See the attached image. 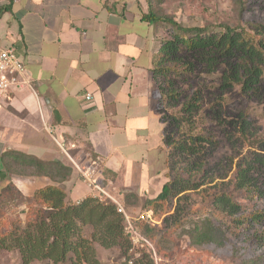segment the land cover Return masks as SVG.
Returning a JSON list of instances; mask_svg holds the SVG:
<instances>
[{"label": "crops", "instance_id": "0c3cea01", "mask_svg": "<svg viewBox=\"0 0 264 264\" xmlns=\"http://www.w3.org/2000/svg\"><path fill=\"white\" fill-rule=\"evenodd\" d=\"M146 10V0H0V46L15 50L31 80L2 103L0 172L7 170L6 145L15 142V151L72 164L63 185L73 200L93 195L78 167L91 166L98 179L103 169L114 174L107 188L159 175L165 125L153 68L161 35L142 18ZM14 120L23 124L24 142L11 141L3 128ZM33 181L21 176L15 184L25 191Z\"/></svg>", "mask_w": 264, "mask_h": 264}, {"label": "rangeland", "instance_id": "374dc122", "mask_svg": "<svg viewBox=\"0 0 264 264\" xmlns=\"http://www.w3.org/2000/svg\"><path fill=\"white\" fill-rule=\"evenodd\" d=\"M239 2L241 0H156L155 4L157 11L165 12L184 27L211 25L214 30L219 31L224 24L248 27L247 20L264 21V0H245L243 10ZM158 31L161 40H164L171 36L172 27L165 24L158 27ZM190 55L187 58L197 63L195 74H192L190 79L182 81L177 76L176 79L174 76H161L157 83L155 81L160 113L165 115V122H169L166 134H171L174 140L172 144L163 143L164 153L161 157L159 155V161L154 165L159 175L154 173L150 178H134L133 183L128 185L120 181L114 185L110 183L108 188L105 187V184H108L106 179L104 183L97 177L91 180L101 185L114 200L124 203V199L127 198L125 212L128 217L134 219L133 222L147 221L143 224L144 234L141 233L147 242L137 240L134 242L130 238L128 248L126 246L105 248L95 243V251L102 264H264V226H258L259 234H262L261 241H258L250 236L254 234L255 227L252 229L234 227L232 223L227 222L234 218L237 220L242 213L248 212L246 209L252 204L251 197L232 189L231 181L237 164L244 158L252 160L259 155L264 159V75L260 83L244 90L242 82L227 78L229 70L227 71L224 64L207 67V64L201 63L197 58L192 59ZM224 81L228 84H223ZM159 86L163 88L159 89ZM166 86L168 88H165ZM170 90L182 92L181 98L168 101L166 97ZM160 97L162 103L159 101ZM195 97L200 100L198 111L194 114L183 111L186 104ZM176 118L179 121L177 125L172 123ZM11 123L3 127L8 138L15 137L11 140L13 142L18 141L16 138H21L19 141L24 142L23 124L18 120ZM204 133L209 134L214 142L196 144L197 148L206 151L198 157V160L207 166L201 186L197 189H186L166 202L157 203L154 209L147 210L146 200L155 198L170 179L172 166L169 165V159L182 156L181 153L177 154L174 151L175 141L190 143L191 140L186 139L188 136L202 137ZM44 141L52 146L50 138L45 137ZM28 145L25 143L21 149L29 152L31 148ZM19 147L15 142L13 145L11 143L6 145L8 151L17 150ZM31 153L39 155L36 151ZM94 164L98 167V164ZM11 165V169L6 170L0 178V194H3V200L0 202V209L3 212L0 216V235H6L4 237L6 246L0 248V264H23L20 251L15 247H7L12 238L9 233L19 234L28 221L34 218L37 206L32 198L34 189L32 187L35 185L40 188L45 185L43 181L36 183L37 173L32 168L17 163ZM21 176L35 180L34 184L26 186L25 191L14 186L5 192V188L16 185L15 179L19 180ZM250 179L254 180L256 186L264 193V163L257 165L250 174ZM78 180L95 197L100 199H103V196L108 197L101 190L90 186L91 183L85 178L80 177ZM221 181L226 191H231L236 200L245 205V209L242 206L237 208V212L232 213L233 208L228 209L225 205H220L217 209L212 207L211 193L216 190L212 186ZM68 194L71 201L76 202L77 199L73 200L71 193ZM255 201L264 209V197ZM207 217L222 224L218 230L221 244L215 242L192 244L188 231L192 229L197 234L202 233ZM91 231L89 226L84 227L86 236L90 237ZM30 264L56 263L47 259L34 260Z\"/></svg>", "mask_w": 264, "mask_h": 264}, {"label": "trees", "instance_id": "16d2710c", "mask_svg": "<svg viewBox=\"0 0 264 264\" xmlns=\"http://www.w3.org/2000/svg\"><path fill=\"white\" fill-rule=\"evenodd\" d=\"M155 1L146 0L147 10L142 13V18L157 28L165 24L172 27L171 36L161 40L154 60L153 78L156 83L161 76H174L175 79L177 76L182 81L190 79L189 77L195 74L197 65L195 61L187 58L190 54L192 59L197 58L201 63L207 64V67L224 64L227 71L229 70L227 78L242 82L244 90L261 82L264 75V21L247 20L248 27L240 24L236 26L224 24L219 31L214 30L211 25L184 27L165 12L157 11ZM244 3L245 0L239 2L241 10L244 9ZM223 84L228 83L224 81ZM169 86L171 87V84ZM162 88L159 86V89ZM181 93L170 90L166 98L170 102L178 100L182 96ZM159 101L162 103L161 97ZM199 103V98H192L183 111L194 114L199 109ZM165 118L162 114L163 123ZM172 123L177 125L179 121L176 118ZM164 125L163 141L172 144L171 142L174 141L172 135L166 134L169 122H165ZM193 136L186 138L191 140L190 143L175 141L174 151L177 154L181 153L182 156L169 159V165L172 166L170 179L155 198L146 200L147 210L154 209L157 203L166 202L186 189H197L201 186L206 176L207 166L199 161L198 157L206 151L197 148L196 144L205 141L213 143L214 141L207 133H204L202 137ZM3 157L4 159L8 157V160L4 161L7 171L11 169V163H17L20 166L32 168L37 173L35 175L46 176L51 180L50 184L37 188L33 192L32 198L37 206L34 218L28 221L19 234L9 233L12 238L7 247H15L20 251L23 264L47 259L56 264H102L97 257L95 243L105 248L129 247L130 235L126 233V220L117 211V205L111 198L103 196L104 198L100 199V197L90 195L78 202H73L68 197L63 184L72 176L74 170L72 164H65L60 160L42 159L36 155L15 150L7 151ZM260 163H264L261 155L252 160L244 158L237 164L231 181L232 189L251 197L252 204L246 209L248 212L242 213L237 220L234 218L227 221L234 227L241 226L248 229L255 227L254 234L250 236L258 241H261L262 237L258 226H264V209L257 205L255 199L264 197V193L256 186L257 183L250 179V174ZM103 174L106 176L102 178L103 183L105 179L115 178L114 174L108 172L107 169H103ZM14 186L17 188L16 185H10L5 188V192H8L10 188L13 189ZM212 187L216 188L211 193L213 208L217 209L220 205H225L228 209L233 208L232 213L237 212V208L242 206L245 209V205L239 203L231 191H226L223 181ZM2 200L3 194H0V202ZM121 203L127 206L128 199H124V203ZM1 214L3 212L0 209V216ZM146 222L144 220L139 223L134 221L143 234V224ZM221 225L219 221L215 222L207 217L205 230L202 233L197 234L192 229L188 231L192 244L203 245L214 242L221 244L218 239V230ZM86 226L92 230L90 237L84 234ZM4 237L6 235H0V248L6 246Z\"/></svg>", "mask_w": 264, "mask_h": 264}, {"label": "built area", "instance_id": "2783aa9c", "mask_svg": "<svg viewBox=\"0 0 264 264\" xmlns=\"http://www.w3.org/2000/svg\"><path fill=\"white\" fill-rule=\"evenodd\" d=\"M6 1L11 2L17 0ZM27 86H31V80L23 60L15 52L14 49L0 46V109L2 107L3 101L8 98L12 89H20ZM88 98L90 99L91 97L88 96ZM74 165L78 167L75 162ZM78 169L80 171L81 176L91 183L90 186L101 190L109 198H112L110 195H108L106 191H104V188L101 185L99 186L95 181H91L93 178L91 166L83 168L78 167ZM112 200L117 204V211L119 213H123L125 216V220L127 223L126 231L130 235V238H132L134 242L136 240L138 242H147L145 237L141 234L140 230L133 222L134 219H131L127 216L125 212V206L120 202L114 200L113 198Z\"/></svg>", "mask_w": 264, "mask_h": 264}, {"label": "water", "instance_id": "95a60500", "mask_svg": "<svg viewBox=\"0 0 264 264\" xmlns=\"http://www.w3.org/2000/svg\"><path fill=\"white\" fill-rule=\"evenodd\" d=\"M4 174H5V171H3L2 173H0V178H2Z\"/></svg>", "mask_w": 264, "mask_h": 264}]
</instances>
